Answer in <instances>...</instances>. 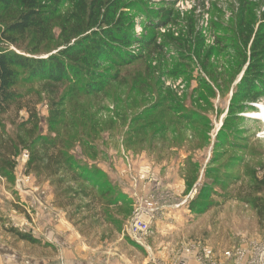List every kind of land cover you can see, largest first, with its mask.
<instances>
[{"label":"rangeland","instance_id":"rangeland-1","mask_svg":"<svg viewBox=\"0 0 264 264\" xmlns=\"http://www.w3.org/2000/svg\"><path fill=\"white\" fill-rule=\"evenodd\" d=\"M52 6L62 16L73 9L69 2ZM120 8L118 16L128 18L134 35L144 40L153 38L155 45L161 44L164 49H143L135 44L128 50L143 52V58L128 67L105 64L101 69L111 75L119 72L120 80L108 85L103 93H77L74 89L72 94L71 85L88 83L85 73L78 81L71 77L72 84L63 85L58 93L62 114L58 124L51 123L50 113L51 101L57 100L44 89L45 84L30 79L29 73L21 70L17 86L24 105L29 104L28 108L38 115L36 135L64 138L63 150L81 168H77L78 175L90 179L91 184L84 185L65 173L64 183H59V178L28 173L24 152L18 159L15 179L0 176V220L8 224L12 214L31 218L34 209L30 203L36 199L44 202L48 196L56 201L57 207L64 203L71 211V223L83 230L85 214L90 225L96 224L94 215L101 206L93 207L87 196L76 197L81 185L88 187L92 195L94 183L105 186L109 182L118 192L117 197H122L125 190L127 196L139 189L142 194L151 193L152 180L157 178L164 193L172 191L177 195L173 203L187 202L162 214L163 234L174 235V241L169 237L173 248L203 241L216 252L226 253L243 240H262L264 110L256 107L264 108V98L249 100L244 110L232 112L227 128L218 134L250 58L246 40L257 33L259 23L264 20V0H125ZM243 20L245 24L241 26ZM62 32L61 22L55 21L54 41L42 45L41 55L29 56L43 59L56 54L65 45ZM172 36L183 42L170 43ZM191 39L196 44L197 40L204 42V54L201 57L194 54L197 62L192 64L194 77L185 72L190 60L186 47H195L188 44ZM4 46L20 53L12 45ZM197 47L198 44L194 49ZM194 93L198 97H193ZM168 98L177 102L171 104ZM241 100L239 97L236 102ZM157 103L179 106L180 114L196 111L206 121L193 129H184L186 126L179 124L174 113L162 115L161 110H155ZM17 111L15 108L5 117L11 135L17 133L18 123L31 116L27 109ZM101 173L103 176L99 177ZM143 173L146 177H142ZM46 183L50 187H45ZM69 191L74 202L68 201ZM95 194L98 195L97 191ZM87 205L92 209H86ZM114 212L118 214L117 210ZM93 230L90 226L87 231Z\"/></svg>","mask_w":264,"mask_h":264},{"label":"trees","instance_id":"trees-1","mask_svg":"<svg viewBox=\"0 0 264 264\" xmlns=\"http://www.w3.org/2000/svg\"><path fill=\"white\" fill-rule=\"evenodd\" d=\"M124 1L0 0V176L14 180L19 164L18 159L24 152H29L28 173L32 171L39 175H47L49 178H59V183L66 181L65 176H63L65 173V175L70 174L71 178L84 185L91 184L90 179L78 175L77 168H81L77 167V164L73 163V159L68 158L63 150L61 144L65 143L64 138L59 135L54 139L36 135L38 115L34 110L28 108L29 104L28 106L24 105V97L18 91L17 86L21 70L24 74L28 72L30 79L45 84L44 89L57 100L51 101L50 113L53 115L51 123L58 124L62 117L58 93L63 85L72 84L71 77H75L78 81L84 73L87 75L88 84L86 86H80L79 83L71 85L77 93L79 91L88 94L95 91L103 93L108 85L120 80L119 72L111 75L108 71L101 69L105 64L120 68L128 67L140 60L143 58V52L137 53L128 50L135 44H140L143 49L145 47H147L146 49L150 47L153 49L154 47L156 48L154 50L162 51L163 45H155L153 38L150 40L139 39L137 35H134V27L130 26L132 24L128 18L118 16L121 3ZM63 2H69L73 9L64 16L57 15L58 11L53 10L52 5ZM57 20L61 22L63 29L61 37L63 44H65L64 47L48 58L36 59L29 56L41 55L43 52L41 50L42 45L54 41L55 37H53L52 32ZM240 24L243 26L245 20L241 21ZM170 39V43L173 41L172 43L175 45L182 41L175 37L173 39V36ZM28 40L29 43H27ZM5 44L14 46L20 53L7 49ZM188 44L191 46L194 44L195 47L198 44L197 50L194 49L195 47H186L185 50L190 58L186 64L187 70L185 72H190L193 76L192 64L193 61L197 63L194 54L198 57L204 54V42L201 43L197 40L196 44L191 39ZM200 44L201 47H199ZM245 44L246 47L250 48V58L244 70V76L239 83L240 87L236 93H233L228 115L218 136L227 128V121L232 112L244 110L249 105V100L254 102L264 98V20L259 23L257 33L248 36ZM202 82L206 85L205 80ZM74 92L75 90L72 94ZM196 94L198 95V93H194L193 97H198ZM184 97L183 95L181 99ZM239 97L242 99L241 103L236 102ZM65 98L63 97L61 100L64 101ZM199 98L201 97L199 96ZM168 102L173 104L177 101L168 98ZM15 108L18 110L17 112L27 109L31 116L29 120L18 123L16 125L17 133L11 135L8 134L5 117ZM155 110H161L162 115L168 112L174 113L173 116L179 124L186 126L184 129H193L199 123L206 121V118L199 116L196 111L180 114L182 108L180 109L179 106L175 108L172 106L165 107L163 103H157ZM176 115L180 117H176ZM234 117L240 119L238 115H234ZM218 154L221 155V152ZM98 175H100L99 177L103 176L102 173ZM84 185H81L80 189L77 190L79 194L76 197L87 196L93 207L100 205L105 211L113 206L118 208L121 213L131 212L130 202H126L124 196L117 197L118 192L114 191L111 183L108 182L105 186L98 182L94 183L92 195L88 193V187ZM104 188L106 189L104 190ZM95 191L98 195L95 194ZM71 193L67 198L68 201L74 202ZM66 194L64 193V195ZM91 205H87L86 209L91 210ZM256 207L261 209L259 204H256ZM81 208L79 207V209ZM18 234L23 240L30 242L35 240L30 234L22 232Z\"/></svg>","mask_w":264,"mask_h":264},{"label":"crops","instance_id":"crops-1","mask_svg":"<svg viewBox=\"0 0 264 264\" xmlns=\"http://www.w3.org/2000/svg\"><path fill=\"white\" fill-rule=\"evenodd\" d=\"M48 186L50 187L46 183L45 187ZM139 190L136 195L142 194L141 189ZM124 193L125 201L131 204L130 213L122 214L113 206L105 211L101 207L94 215L99 224L90 225L84 210L83 230L71 223V211L64 203L57 207L56 203L54 205L56 201L51 199L53 210L45 211L41 200L36 199L30 203L34 210L30 212L29 220L18 215L14 217L13 214L9 216L11 221L8 224L0 220V264H170L178 246L173 248L170 243L172 239L174 241V235L163 234L162 218L152 227L148 241L150 252L126 236V226L134 211L135 192L129 193V196L127 190ZM90 217L93 218L91 214ZM16 220L20 222L16 224L24 226L25 230L15 223L10 224ZM90 226L98 233H94V230L92 233L87 231ZM19 232L30 234L35 240H23ZM224 254L217 252V256L223 261ZM185 264L197 262L189 258Z\"/></svg>","mask_w":264,"mask_h":264},{"label":"built area","instance_id":"built-area-1","mask_svg":"<svg viewBox=\"0 0 264 264\" xmlns=\"http://www.w3.org/2000/svg\"><path fill=\"white\" fill-rule=\"evenodd\" d=\"M258 108L264 110L261 106L256 107V109ZM24 155L25 158H29L27 152ZM142 177H146V174L143 173ZM152 182L154 188L151 193L146 195L135 194L134 211L125 230V234L129 239L149 252L151 250L148 241L155 222L162 218V214H165L166 211L172 208L179 209L187 203L185 200L183 203L180 201L173 203L177 201V195L173 194L172 191L164 193L162 183L157 178H154ZM46 199L49 201H46ZM52 205V201L46 196L44 202H42V207L45 211L53 210ZM16 226L21 228L19 224H16ZM21 229L25 230L24 226ZM224 255V261L220 260L216 250L208 244L190 241L174 250L170 264H185L189 258L194 259L197 264H264V237L259 241L247 242L243 240L240 245L233 247V250L226 252Z\"/></svg>","mask_w":264,"mask_h":264}]
</instances>
